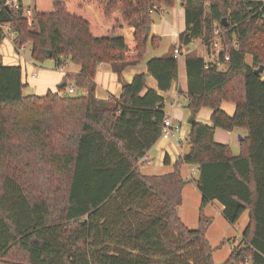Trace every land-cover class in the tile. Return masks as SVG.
<instances>
[{
    "label": "trees",
    "instance_id": "obj_1",
    "mask_svg": "<svg viewBox=\"0 0 264 264\" xmlns=\"http://www.w3.org/2000/svg\"><path fill=\"white\" fill-rule=\"evenodd\" d=\"M22 1L14 9L0 0V44L9 26L16 49L30 45L33 61L80 71L66 74L57 92L24 96L21 66L0 63V264H215L211 219L201 213L192 230L178 217L182 166L197 168L202 204L218 201L228 224L248 212L223 264H264V0L184 1L186 108L210 109L211 125L190 126L187 154L162 176L142 175L139 164L163 136L158 91L177 81L178 60L174 52L153 58L131 83L122 72L144 60L149 44L158 48L159 38L144 37L151 12L176 0H34L30 25ZM218 39L224 70L189 48L199 42L210 51ZM101 63L117 74L119 98L95 97ZM147 76L158 90H146ZM67 82L85 94L67 96ZM224 102L235 105L232 117ZM216 129L246 131L239 156L214 141Z\"/></svg>",
    "mask_w": 264,
    "mask_h": 264
},
{
    "label": "crops",
    "instance_id": "obj_2",
    "mask_svg": "<svg viewBox=\"0 0 264 264\" xmlns=\"http://www.w3.org/2000/svg\"><path fill=\"white\" fill-rule=\"evenodd\" d=\"M184 1L185 0H176L175 7L171 9H166L160 6L155 7L151 12L152 24L150 25L148 38H159L160 41L158 48L163 40L167 43L171 42L170 48L167 53H164L163 55L153 54L149 58L145 56L140 64L124 69L122 72V79L126 83H131L136 75L147 74L146 64L149 60L153 58H161L175 52V50H180L178 36L185 29ZM216 41L218 40H215V42ZM198 43L193 42L189 48L193 46L194 49L190 50L196 51L195 48H201V54L196 51L197 56L203 58L206 63H213L214 55L217 56L221 51V48L219 49V47L215 46L213 43L211 46L212 49L207 51L204 46L202 48L200 43L196 46ZM148 48L153 50L158 49H154L150 44ZM17 51L19 53V50ZM183 51L184 48L179 51L178 56L174 53V57L178 60L177 81L171 85L168 92L158 91L159 96L165 100L164 113L166 119H169L171 122V135L168 137L163 135L140 161L139 171L144 176H162L173 172L175 164L179 158L187 154L189 149L185 140L190 131L188 118L192 114L186 108V99L184 95L187 92V75ZM249 58L252 60L251 56H249ZM246 63L248 64L247 61ZM248 65H251V61ZM31 66L37 68V64L31 63ZM217 66L220 70L226 68L225 65L220 63ZM62 68H59L60 72H64ZM79 71L80 68L76 69L73 67L72 71L67 74H78ZM30 78V81L35 80L36 73H33ZM25 84L27 85V82H25ZM94 84V94L98 100H107L110 97L119 98L121 95L122 87L118 81V76L112 71L110 65L107 63H101L98 65L94 77ZM42 87L44 88V85ZM146 90H158L157 82L151 76L146 77ZM144 92L145 91L142 93ZM179 92H181L180 95ZM182 101L184 102V105ZM181 107L183 109H181ZM220 109L230 117L235 113V105L232 103L224 102L221 104ZM211 115L212 111L210 109L203 108L194 115V121L197 124L209 126L211 125ZM246 135L247 133L244 129H236L232 132L216 129L214 131V141L218 144L229 146L232 155L237 157L240 153V142L246 137ZM166 157L169 161L168 164L165 163ZM180 171L183 179L187 183L182 190V202L177 209L178 217L184 226L192 230L198 228L201 213L204 217L211 219V224L206 232V238L210 246L214 249L213 260L215 264H223L228 260L233 247L238 245L249 224L248 212L246 211L243 213L235 225L228 224L223 217L224 207L218 201H212L205 205L202 204L203 197L196 185V180L198 178L197 168L192 166H182Z\"/></svg>",
    "mask_w": 264,
    "mask_h": 264
},
{
    "label": "rangeland",
    "instance_id": "obj_3",
    "mask_svg": "<svg viewBox=\"0 0 264 264\" xmlns=\"http://www.w3.org/2000/svg\"><path fill=\"white\" fill-rule=\"evenodd\" d=\"M22 2L25 8L32 9L34 0H23ZM13 38L14 36L8 35L4 39L5 41L3 40L4 42L0 44V63L4 66H7V65L22 66L23 68L22 69V81L24 84L25 82H27V85H25L22 90V93L24 96H32V95L43 96L48 91L57 92L58 86L61 84L63 77L68 72H71L73 67L76 69L79 68L78 66L67 62L66 64H64L62 68L64 72H60V69L55 66V63L52 60H47L43 63H35L32 60L31 55H30V51H31L30 45H26L22 49H16L17 47H15L14 45ZM170 45H171V42L167 43L165 40H163L162 44L157 50L148 48L146 57L149 58L153 54L163 55L164 53H167V51L170 48ZM198 45L199 43L196 46ZM214 45L219 47V49L220 48L222 49L219 39L216 42L214 41ZM190 49L193 50L194 49L193 46H191ZM195 49L199 54H201V51H200L201 48L199 49L195 48ZM17 50H21V51H19L18 53ZM246 61L248 62V64L250 63L251 59L249 58V56L246 57ZM31 63L37 64V68H33L31 66ZM33 73H36V78L35 80L30 81L29 80L31 79L30 76ZM262 79L264 80V74L262 75ZM69 83L70 82H67V84ZM42 84L44 85V88L42 87L43 86ZM65 92H66V89H65ZM81 94H82V91L77 90L76 95H81ZM183 105H184V102H183ZM182 107L181 109H183ZM190 117L188 118V121ZM248 264H251V263H248Z\"/></svg>",
    "mask_w": 264,
    "mask_h": 264
},
{
    "label": "built area",
    "instance_id": "obj_4",
    "mask_svg": "<svg viewBox=\"0 0 264 264\" xmlns=\"http://www.w3.org/2000/svg\"><path fill=\"white\" fill-rule=\"evenodd\" d=\"M19 2L18 0H5L4 2V7H7V8H14V9H19ZM23 18L27 21V23L30 25L31 22H32V19H33V11L31 8H24L23 10ZM5 36H8V35H11L12 36V33L10 31V28L9 26H1ZM215 33H218V30L216 29L215 30ZM22 49V48H20ZM21 51V50H19ZM175 55H179V51L178 50H175ZM213 63H215L216 65H218L220 62L218 61V58L216 55H214V58H213ZM76 92H77V88L75 86V84L73 82H70L69 84H67V87H66V95L67 96H76ZM82 94L84 95L85 93L82 91ZM163 135L164 136H170L171 135V122L169 119H166L165 122H164V130H163Z\"/></svg>",
    "mask_w": 264,
    "mask_h": 264
},
{
    "label": "water",
    "instance_id": "obj_5",
    "mask_svg": "<svg viewBox=\"0 0 264 264\" xmlns=\"http://www.w3.org/2000/svg\"><path fill=\"white\" fill-rule=\"evenodd\" d=\"M149 32H150V27H146V29H145V35H144L145 38H148ZM262 72H263V68L262 67H260V68H258V69L255 70V73L256 74H261ZM193 123H194V115H191V117H190V119L188 121V124L189 125H193Z\"/></svg>",
    "mask_w": 264,
    "mask_h": 264
}]
</instances>
